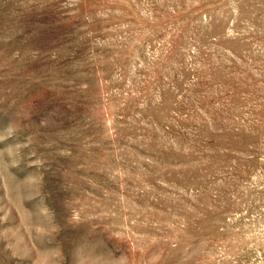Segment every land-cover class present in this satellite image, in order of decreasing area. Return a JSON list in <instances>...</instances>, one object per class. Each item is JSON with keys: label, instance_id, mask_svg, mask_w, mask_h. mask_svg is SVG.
<instances>
[{"label": "rangeland", "instance_id": "rangeland-1", "mask_svg": "<svg viewBox=\"0 0 264 264\" xmlns=\"http://www.w3.org/2000/svg\"><path fill=\"white\" fill-rule=\"evenodd\" d=\"M0 264H264V0H0Z\"/></svg>", "mask_w": 264, "mask_h": 264}]
</instances>
